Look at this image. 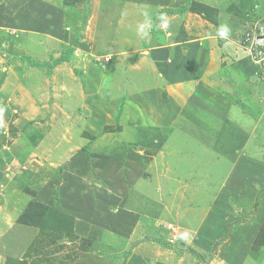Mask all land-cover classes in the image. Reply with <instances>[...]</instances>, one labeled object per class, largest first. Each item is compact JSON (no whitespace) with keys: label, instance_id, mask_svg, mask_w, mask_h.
<instances>
[{"label":"crops","instance_id":"crops-1","mask_svg":"<svg viewBox=\"0 0 264 264\" xmlns=\"http://www.w3.org/2000/svg\"><path fill=\"white\" fill-rule=\"evenodd\" d=\"M166 1L86 0L84 6L87 15L86 23L83 25L82 5H64L62 0H0V30L8 31V33L14 30L15 34L18 30L21 31L19 32L21 39L18 42H15L17 41L15 39V41L6 42L5 55H10V58L7 56L8 64L0 68V132L3 137H8L9 126L18 129L16 137L11 138L10 141V147H16L15 154L8 163L0 164V172L4 170L3 165L7 167L4 170L6 175H8L6 171L10 169L18 171L19 168H32V180L40 187L37 189L35 198L18 189L12 192V187L7 185L2 190L4 194L0 193L4 200L1 206L5 208L0 219V230H3V225H5V232L0 235L4 236L7 246L14 256V258L12 256H6V258L21 259L31 243L30 241L39 235V228L16 223L17 218L23 213L32 198L49 207L57 201L55 204L58 208L60 207L61 210L84 223L100 227L102 239L108 238L112 233L111 226L106 223L107 226H110L107 227L101 219L105 220L111 211L110 208L113 205L117 206L123 200L128 193L126 192L128 184L136 185L144 177L148 158L152 156L150 149L156 147L155 144L158 142H162L157 140L156 143L155 139L149 138L150 136L154 138V135L157 134V136L165 135L167 137L165 145L168 150V159L176 161V177L171 181L169 189L172 190V196L179 199L180 203L175 208L176 213L173 212V216L180 219L178 223L182 228L181 247L195 250L196 246L200 247L201 245V249H203L199 241H204L200 234L193 236L195 230L194 228L192 230L190 225H198L196 222L208 225L209 218H214L212 215H223V218L218 221V232L215 237L224 235L232 225L233 232L227 240L222 242L221 248L217 249L210 264H240L236 262V259L239 261L238 256H243V254H239L237 251L229 254L228 245L232 238H235L238 232H244L255 218L248 217L249 209L241 210L236 207V210L240 211L236 214L241 215L242 219L247 216L248 221L247 225L235 224L231 215L228 216L224 212V205L227 200L238 203V197L240 198L241 194L233 191L232 198H227L229 196H226V190L222 189L212 195L211 192L204 191L203 196L201 191L194 189L196 185L190 183H202L206 189L212 188L213 182L217 184L218 181L207 177L205 169L203 170L202 166L197 165V161L205 160L201 156L208 155L205 161H208L210 165L212 158L214 162L221 159L220 164L227 165L224 173L229 172L224 181L231 183V190H234L239 177L236 170L237 167L240 168L239 159H250L251 157L248 146L251 142L252 132L248 138L246 130L237 122L228 124L227 117L220 124L221 115L217 110L208 113L202 108L193 111L187 107L193 103L196 95L205 100L210 96L211 98L208 99L212 105H215L217 101V105L220 103L219 100L213 99L215 95L209 93L211 89L206 87L208 83L206 79H203L202 64L204 66V61L203 63L201 61L208 49L198 47L194 49V53L187 49L183 53L181 52L182 54L179 51L169 54L164 51L159 52L157 47H149L144 50V45L146 46L147 40L152 38L154 32L150 28L152 25L146 27L143 32L138 30V26L145 23L146 20L150 21L162 6L176 9L185 4V0H179L176 5L171 0L170 4ZM196 2L218 9V26L204 20L196 13L177 14L176 16L184 18L186 22L198 19L199 22L204 21L212 26L216 31L211 38L216 42V38L219 37L218 39H221L219 43L225 44L224 40L228 38V36L221 38L217 34V30L222 24L230 28L241 26L242 29L249 25V30H259L260 28L264 34L263 24L258 26L260 20L264 18V0H250L244 4L245 6L242 5L243 0L229 4L222 0H196ZM236 5L241 8L240 12L231 8ZM226 6L224 11L220 10V7ZM229 8L233 11H226ZM236 15H241V21L240 24L233 25L231 22L235 20ZM229 17L231 19L226 23L225 21ZM8 23H13V27L17 29L7 28L5 25ZM78 29H81V39L79 41L76 39V45L73 46L72 51L64 50L70 44L71 36ZM229 34L236 33L230 31ZM243 48L238 49L243 50ZM47 55L48 58H46ZM63 55L67 56L68 60L54 64V60ZM106 58L113 60V68L109 74H106L103 64ZM3 60L0 58V65H3ZM240 62L243 64L238 68L242 73H250L249 69L252 71L259 69L257 65L244 64V60ZM215 68V71L219 73L225 67L216 66ZM75 70L79 74H76ZM197 70L201 72H197ZM80 77L83 79L79 80ZM190 90L191 93H187ZM160 91L161 93L167 91L169 94V105H162V111H160L161 105H159L162 101ZM50 93H53L52 96ZM53 97L56 101L53 100ZM50 100L55 102L54 104L64 103L66 111L76 107L74 113L77 114L79 123L76 127L71 126L74 132L85 137L98 136L96 141L94 140L91 144L90 141L88 143L84 141L82 148L87 146L86 152H82L81 148L63 163L61 177L54 176L55 167L62 165L57 162L51 161L49 164H42L37 161L36 164L31 163V168H29L27 152L32 141L30 138L27 139L26 133L22 131L23 122L31 123L36 129V133H41V135H48L55 130L59 132L65 129L68 131V127H64L65 121L63 120L68 117L67 112L64 108H55L50 104ZM176 101L180 104L177 105ZM156 102L159 104L154 109ZM8 111H11V114ZM118 113L117 125L120 128L116 132L120 136L116 139L120 144L115 142V144L105 145L107 137L110 138V134L114 133L110 132L105 135L103 129L106 126L114 125L116 127L115 120ZM222 116L221 119H223ZM246 117L249 118V116ZM194 120H197L196 124H194ZM246 128L247 130L251 129ZM223 131L226 132H224L225 134L235 137L239 143L238 146H233L229 141L222 143L218 134L223 135ZM207 132L212 137L205 146L200 143L199 137L207 135ZM102 133L104 135L100 136ZM145 135H147L146 139H144ZM185 136L194 145L188 146L186 154L188 159H176L177 151L183 150ZM85 137L82 140H88ZM180 140L183 141L179 142ZM195 140L204 147L195 143ZM43 142L44 139L38 143L37 147ZM113 145L122 148L121 155L123 156L116 160L120 165L116 171L121 173L116 172V175L111 179L107 177L110 169V156L107 154H110V147ZM6 147L7 145L4 146L0 141V152ZM235 148L239 149V154L232 152ZM146 156L148 158H145ZM78 157H85V159L77 163L76 158ZM121 164L124 165L121 166ZM80 169L83 171L82 173L78 172ZM40 183L43 185L40 186ZM197 187L200 186L197 185ZM165 188L166 186L159 189L164 192ZM56 191L58 200L55 198ZM228 191H230L229 188ZM258 191L256 197L260 194L264 195L262 187ZM154 192L157 191L154 190ZM154 192L150 194V197L153 196L155 199ZM234 193H238V195H234ZM43 195L45 196L42 197ZM209 197H214L215 206L212 208L192 207L201 199L202 203L209 202ZM235 203L233 202L232 206H235ZM160 205H162V209L156 217L144 216L141 212L128 208H117L114 213L112 212L115 216L117 230H120L124 236H136L138 239L141 237L140 232H144L145 229L150 231L155 226L172 221L174 218L170 217L172 214H170L167 204L161 201ZM9 213L11 215H8ZM194 214L198 216L194 221L195 224L193 222ZM225 215L228 216L227 224ZM137 223L138 226H136ZM259 223H257L256 229L254 228L253 234L247 237V241L254 235L252 239L254 242L261 227ZM111 235L114 236L115 232ZM138 241L140 243L135 244L125 264H144L143 262L151 264V259L156 258L154 249L160 252L161 248L154 243ZM215 242L218 243V241ZM0 246L4 245L0 243ZM244 246L246 249V243ZM263 251L260 250V252ZM200 253L202 255L201 251ZM159 261L152 262V264H162ZM260 264H264V259L260 261Z\"/></svg>","mask_w":264,"mask_h":264},{"label":"rangeland","instance_id":"rangeland-1","mask_svg":"<svg viewBox=\"0 0 264 264\" xmlns=\"http://www.w3.org/2000/svg\"><path fill=\"white\" fill-rule=\"evenodd\" d=\"M193 1L196 2V0ZM222 1L227 4L238 2V0ZM166 2L170 4V0H167ZM171 2L176 5L179 3V0H176V2L175 0H171ZM219 3H221V1H219ZM82 6L84 17H86V7L84 6V4ZM225 8H227V6L220 7V10L224 11ZM231 8L233 10L237 9L239 12L241 11V8L237 7V5L236 7L233 6ZM229 9H226V11H233ZM167 10H170L169 7L166 8V6H162L157 10V12H155L153 18L150 19V22H152L150 23V26L152 25L150 28L152 29L154 34L149 41L147 40L146 46L144 45V50L148 49L149 47H157L159 52L164 51L169 54L171 52L177 53L178 51L180 53H183L187 49H189L190 52L194 53V49L198 47H203L206 50L208 49V52H206L202 56L201 61V63H203L204 61V66L202 64L203 79H206V82L208 83L206 84V87L208 89H211L209 93L215 95L213 99H215V101L219 100L220 103H218L217 105V101L215 105H212L211 101L209 100L211 98L210 96V98L207 97V100H205L203 97L196 95L193 99V103H190L189 105H187V107L193 111L202 108L203 111L208 113H210L212 110H217V112H219L221 116L223 115V119H221V116L219 118L220 124L223 123L222 120L226 119L227 117L228 124L237 122L239 126L243 127V129L246 130V135H248V138L250 136V133L252 132L250 136L251 142L248 146L250 150L249 154L251 157L250 159H239L240 168H236L239 177L237 179V184L235 185L234 190H231V183H227L226 181H224L229 172L228 171L227 173H224V171L227 169V165L220 164L221 159L218 162H214L213 158V162L212 159L210 160V165L208 161H205L208 158V155L201 156L204 157L205 160L197 161V165L202 166L203 170L205 169L204 172H207V177H211L213 181H218L217 184L213 182L212 188L210 189L204 188V185L202 183L199 184L192 182L190 184L196 185L194 189L197 191H201L203 196L204 191L211 192L212 195L215 194L216 191H221L222 189L224 191L226 190V196H229L227 198H232L233 191L239 192V194H241V197H238V203L237 201L227 200L225 201L224 205L225 209L223 207L222 209H224V212L227 213L228 216L231 215L230 217L231 219H233V221L235 220V224L241 223L243 225H247L246 223L248 221L247 216L242 219L241 215L239 216L236 214L237 212H240L239 210H236V207L240 208L241 210L249 209L248 217L253 216L255 219L250 222L248 228L244 232H238L236 237L232 238L230 244L228 245L227 251L229 254H232L235 251H237L239 254H243L244 257L238 256L239 261H237L236 259L237 263L246 264L247 261V264H260V261L264 259V251L252 252V239L254 235L248 241L247 237L250 234H253L254 228L256 229V227L258 226V222H260L259 224H261V226L264 223V195L260 194V196L256 197V193L259 192L258 189L262 187L264 190V34L260 30V28L259 30H249V25H247L243 29L241 26H238L237 28L228 27L230 31L235 32L236 34H229L228 38L226 39L227 41L224 40L225 44H221L219 43L221 42V39H218L219 37L216 38L217 42L211 38L212 34H214V32L216 31L212 26H209L204 21L199 22L198 19H192L189 20V22H186L184 18L177 17V14H172ZM218 17L219 11L216 16V26L219 25ZM230 19L231 18L229 17L225 22L227 23ZM240 21L241 15H236L235 20H233L231 23L233 25L240 24ZM260 24H263L264 26V18L260 20L258 26ZM5 26L9 29H17L16 27H13V23H8ZM19 32L21 31L18 30L17 34L13 35L10 32L8 33V31L6 32L5 30H0V58L4 59L2 61L3 65H0V68L1 66H5L6 64H8L9 61L7 59V56L8 58H10V55H5V50L7 49L5 47L6 42L10 40H17L15 42H18V40L21 39V34ZM76 39L77 41L81 39V29H78L73 33L70 41L71 45L69 44L64 48V50L67 51L70 48H73V46L76 45ZM226 42L229 43L226 44ZM239 46L242 48L244 47L243 50H239ZM211 49L212 51L215 49V52L212 53ZM46 58H48V55L46 56ZM242 60H244V64H250L251 66L257 65L259 69H257V71H252V69H249L248 71L250 73H242L238 68L243 64V62H240ZM43 64L45 65V63ZM103 64L105 65L106 74H109L113 68V60H104ZM216 66L225 68H223V70L218 73L215 71ZM248 68H250V66H248ZM197 72L201 71L197 70ZM78 79L80 80L83 78L80 77ZM187 93H191V90L187 91ZM52 94L53 93H50V96H52ZM168 95L169 94L167 91H163L161 93L162 101L160 103V101L158 100L160 104L156 102L154 105V109L156 108L157 104L161 105L160 111L163 110V106H168ZM53 100L56 101L54 97ZM54 103L55 102H52L50 100V104L55 106V108L60 107L64 108L65 111L67 110L64 103ZM176 104L179 105L180 103L176 101ZM74 109L70 110L71 112L66 111L68 117L65 116L66 118H63V120L65 121L64 127H68V131L65 129L60 130L59 132L55 130V132L49 133L48 135H41V133H36V129L32 126L31 123H22L23 133H26L27 139L30 138L32 141V144L30 145L27 152V154H29L27 158V165L29 166V168H31V163L36 164L37 161L42 162V164H49L51 161L57 162V164L62 165H57L55 167L54 176L61 177L60 174L61 171H63V163L66 162L70 156L75 154V152L80 151V149L84 146V141H86L87 143L90 141V144L94 142L91 140V137L93 136L89 135L85 137L83 135L77 134L73 131V129H71L72 125L76 127L77 123H79V119L78 117H76L77 114L74 113ZM8 112H10L11 114V111ZM227 114L230 115L227 116ZM246 116H249V118ZM193 122L194 124H196L197 120H194ZM246 127H249L251 129L247 130ZM17 132L18 129H16V127L14 128L13 126H9L8 137H3L0 132V141L4 144V146L7 145V147L2 149V151L0 152V164L4 162L8 163L15 154L16 147L11 148L10 141L11 138L16 137ZM224 132L225 131H223V133ZM106 133L110 132H104L105 135ZM112 133L114 134H110V138L107 137V142L105 143V145L115 144V142H117L118 145L120 144V142L116 139V137L120 136L118 132ZM219 133H221V130H219ZM225 133L223 135L218 134V137L220 136L219 140H222V143H226L227 141H229L232 142L233 146H238L239 143L237 142L236 138ZM104 134L102 133L100 134V136ZM146 136L147 135L144 136V139H146ZM84 137L88 138V140H82ZM210 137L212 136H210L209 132H207V135L204 134L203 136H200V143H203L206 146V143L208 144V142H210ZM149 138H152V140L155 139L156 143L157 140H161L162 142H158L157 144H155L156 147L150 149L152 151L150 155L152 156H150L149 158L147 156L145 157L149 160L148 163L146 162L147 167H145L144 170V177L136 185L132 186L128 184L126 190V192L128 193L123 198V200L119 202L117 206L113 205L110 208L111 211L108 216L105 217V220L101 219L105 225L106 223H108L111 226L112 233H110V236L108 238L102 239V230L100 227H92L93 225L84 222L82 224L90 227V229H85L82 224L79 226L78 224H76V221L79 222L81 220L67 214L64 210H61L60 207L58 208V206L55 204L56 202H54L51 207L48 206L50 209L47 210V216L43 218L40 223L41 235L39 228V236H37L36 239L31 240V243L29 242L30 244L28 243L29 246L27 247V250L25 251V254L21 259H12V257L14 258V256L12 255L13 252L9 250V247L7 246L8 244L4 240V236L0 235V243L4 245L0 246V264H7L6 262L8 259L12 260L11 264H14V262L17 260L21 262L20 264H125L126 259L130 256V253L135 246V242H137L138 240L142 241L144 238L148 237L151 238V240H149L150 242L161 248L160 252L157 251V249H154V256L156 258L151 259V264L152 262L156 263V261L158 260H160L159 263L162 262V264H210L217 249L221 248L220 245L222 244V242L227 240L233 232V225L231 226L230 230H227L228 232L224 233V235L215 237L216 233L218 232V221L223 218V215H212L215 219L210 217V222L208 225H202L199 224V222H196V224L198 225H190V228H194L195 230L193 236H199L200 234L201 239L204 241H199V243L202 244L203 249H201V245L200 247L196 246L195 250L191 248L188 249V247L183 249L184 247H181L180 234L182 228L178 223V220L180 221V219L173 216V212L176 213L175 208L179 206L180 203L179 199L172 196V190L169 189L172 184L171 181H173V178L176 177V161L168 159V150L165 145V141L167 142V137L165 135L157 136V134H155L154 138L152 136H150ZM43 139V144L37 147L38 143ZM182 141L183 140H180L179 142ZM190 142L191 141L188 139V137L185 136L183 150L177 151L175 155L176 159H188L186 155L188 146L194 145ZM195 143L199 144V146L201 145L202 147H204V145L200 144L197 140H195ZM118 145L111 146L110 154H107L108 156H110V169L108 171L107 177L111 179L114 177V175H116L117 167L120 166L119 162L116 160L121 159L123 156L121 155L122 148ZM129 147L134 148L135 146ZM232 152H236L237 154H239V149L235 148L232 150ZM84 159L85 157H78L76 158V162H82ZM132 161L135 160L132 159ZM145 161H147V159H145ZM122 165L124 164H121V166ZM2 167L4 170L7 168L4 165ZM31 169L19 168L18 171H13L12 169H10L9 171H6L8 175L5 174L4 170L0 172V175L3 174L2 176H0V193L4 194L2 190L4 189V186L7 185L12 187V192H15L16 189H22L36 195L37 189H39L40 187L32 180L33 171L31 172ZM78 172L82 173L83 171H81L80 169V171L78 170ZM117 173L121 172L119 171ZM42 185L43 183H40V186ZM197 185L200 187H197ZM165 186L166 188L164 189V192L163 190L159 189L160 187L164 188ZM228 188L230 189V191H228ZM154 190H156L157 192L155 193ZM152 192H154L156 195L155 199L153 196L150 197V194ZM184 192L187 193V191ZM234 195H238V193H234ZM44 196L45 195H43L42 197ZM31 197L35 198L34 196ZM33 198L30 199V201L36 200ZM201 200L199 203H194L192 207H206L207 209H210L215 206L214 197L210 198L209 202L206 201L202 203ZM158 201H162L167 204V208L170 209V214H172V216L170 217L174 218L172 219V221L163 225L155 226L150 229V231L145 229L144 232H140L141 237H138V239H136V236H124L121 234L120 230H117L115 224V216L113 215L117 208H128L139 211L144 216L148 215L149 217H156L162 209V205H160V202ZM3 202L4 200L0 196V219L3 215L2 213L5 212V208L1 206ZM233 202H236L235 206H232ZM241 213L243 212L241 211ZM8 215L11 214L9 213ZM225 216L227 224L228 216ZM193 218L194 222L195 219L198 218V216L194 214ZM138 225L139 224L137 223L136 226ZM4 226L5 225H3L4 229H1L2 231L0 230V234L2 232H5ZM76 230H79L81 232L77 233ZM114 232L115 235L112 236L111 234H113ZM149 241L143 242L150 243ZM215 241H218V243H216ZM244 243H246V249ZM200 251L202 252V255H200ZM6 256L12 257L6 258ZM143 263L146 264L147 262ZM15 264L19 263L16 262Z\"/></svg>","mask_w":264,"mask_h":264},{"label":"trees","instance_id":"trees-1","mask_svg":"<svg viewBox=\"0 0 264 264\" xmlns=\"http://www.w3.org/2000/svg\"><path fill=\"white\" fill-rule=\"evenodd\" d=\"M86 0H62V4L64 5H69V6H81L83 4H85ZM250 0H243L242 5L248 3ZM245 6V5H244ZM172 14H183V13H196L199 16H201L204 20L210 22L213 25H216V16L218 14V10L211 8L209 6H206L204 4L195 2L193 0H186L185 5L178 7L176 9H170L167 10ZM86 23V17H84V22L83 25H85ZM72 51V48H70L68 50ZM68 57L63 55L58 59L54 60V64H58L59 62L62 61H67ZM76 74H79L78 71H74ZM118 120H119V113L118 116H116V127H110V126H106L103 129V132H116L119 131V126L118 124ZM97 138V136H93L91 137V140L94 141ZM82 152H86L87 151V146L81 149ZM22 190V189H21ZM23 192H25L26 194H29L31 196H35L33 193H29L27 190H22ZM55 198L56 200H58V193L57 191L55 192ZM57 202V201H56ZM50 209L47 205L40 203L37 200H31L28 202L25 210L23 211V213L17 218L16 222L19 224H23V225H29V226H34L37 228H40V223L42 221L43 218H45L47 216V210ZM82 221H76V224H78L79 226L82 224ZM82 226L85 229H90V227L85 226L84 224H82ZM94 227V226H92ZM77 233L81 232V231H77ZM40 235H41V228H40ZM39 236V235H38ZM151 240V238H144L142 241H149ZM140 243V241L135 242V244ZM134 244V245H135ZM260 250H264V223L262 224V226L260 227L259 233L256 236L253 245H252V252L253 251H260ZM12 260L8 259L7 260V264H11ZM21 263L19 261H15V263Z\"/></svg>","mask_w":264,"mask_h":264},{"label":"clouds","instance_id":"clouds-1","mask_svg":"<svg viewBox=\"0 0 264 264\" xmlns=\"http://www.w3.org/2000/svg\"><path fill=\"white\" fill-rule=\"evenodd\" d=\"M150 26V21L146 20L145 23L140 24L138 26V30L140 32H143L145 30L146 27ZM230 29L228 28L227 25H220L218 30H217V34L218 36H220L221 38H226L229 35Z\"/></svg>","mask_w":264,"mask_h":264},{"label":"built area","instance_id":"built-area-1","mask_svg":"<svg viewBox=\"0 0 264 264\" xmlns=\"http://www.w3.org/2000/svg\"><path fill=\"white\" fill-rule=\"evenodd\" d=\"M10 32H11V34H13V35L16 33L14 30H11ZM108 60H109V58H106V59H105V61H108Z\"/></svg>","mask_w":264,"mask_h":264}]
</instances>
